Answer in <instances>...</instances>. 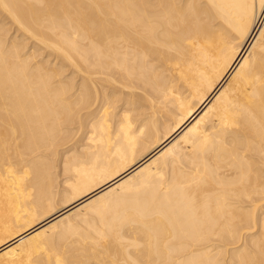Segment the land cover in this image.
I'll list each match as a JSON object with an SVG mask.
<instances>
[{"label":"bare ground","instance_id":"bare-ground-1","mask_svg":"<svg viewBox=\"0 0 264 264\" xmlns=\"http://www.w3.org/2000/svg\"><path fill=\"white\" fill-rule=\"evenodd\" d=\"M0 264H264V0H0Z\"/></svg>","mask_w":264,"mask_h":264}]
</instances>
